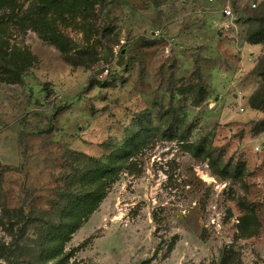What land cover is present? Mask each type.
Here are the masks:
<instances>
[{
  "label": "rangeland",
  "instance_id": "374dc122",
  "mask_svg": "<svg viewBox=\"0 0 264 264\" xmlns=\"http://www.w3.org/2000/svg\"><path fill=\"white\" fill-rule=\"evenodd\" d=\"M226 1L97 0L71 15L55 0L42 22L70 60L0 10V264L25 261L72 179L136 132L67 264H264V42L248 40L264 34V0H229L227 19Z\"/></svg>",
  "mask_w": 264,
  "mask_h": 264
},
{
  "label": "trees",
  "instance_id": "16d2710c",
  "mask_svg": "<svg viewBox=\"0 0 264 264\" xmlns=\"http://www.w3.org/2000/svg\"><path fill=\"white\" fill-rule=\"evenodd\" d=\"M66 1L67 7L63 8L71 15L89 13L97 3V0ZM49 3L50 8L51 4H55V0H49V2L42 0V3L37 4V8L34 0H0V10L7 8L12 15L18 17L24 28L28 27L36 31L40 37L61 51L66 60H70L71 57L67 56L68 50L72 47L69 40L54 36L53 28L49 23L42 22ZM25 4L29 10L24 12L21 9ZM248 40L252 43L264 42V34L260 30L255 31ZM3 62L0 58V66ZM21 63L23 67L30 64L27 63V57H23ZM251 105L258 106L255 103V97L252 98ZM139 143V133L136 132L121 144L110 148L103 157L93 158L78 176L72 179V183L70 181L69 187L60 195V200L56 203L58 208H56L54 219L42 225L38 242L30 245L27 250L29 254L27 259L16 264H67L71 253L64 251L65 243L97 208L109 183L115 180L120 172L129 168L131 158L140 149ZM7 225L13 228L12 223H7ZM7 249L5 245H0L1 258L8 259Z\"/></svg>",
  "mask_w": 264,
  "mask_h": 264
},
{
  "label": "built area",
  "instance_id": "2783aa9c",
  "mask_svg": "<svg viewBox=\"0 0 264 264\" xmlns=\"http://www.w3.org/2000/svg\"><path fill=\"white\" fill-rule=\"evenodd\" d=\"M245 2L247 3V5L250 8H255V6H256V3L253 0H245ZM220 14L222 17H224L226 19L233 17V11H232L231 4H230L229 0H227L226 3L224 4L223 8L220 11ZM226 27H228V26H226ZM239 110L242 111L243 108L240 107Z\"/></svg>",
  "mask_w": 264,
  "mask_h": 264
}]
</instances>
